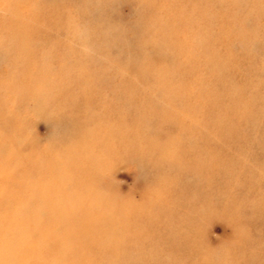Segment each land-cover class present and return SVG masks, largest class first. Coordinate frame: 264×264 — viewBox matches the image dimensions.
<instances>
[{"label":"rangeland","instance_id":"obj_1","mask_svg":"<svg viewBox=\"0 0 264 264\" xmlns=\"http://www.w3.org/2000/svg\"><path fill=\"white\" fill-rule=\"evenodd\" d=\"M17 3L24 7L17 15L19 21L40 27L39 34L27 37L25 43L30 49L34 48L35 54L46 53L47 61L51 58L48 79L61 86L76 81V72L60 66L69 53L51 51L55 45L69 44L83 60L88 61L90 70L97 71V74L110 68L113 78L125 74L137 79L140 74L134 68L127 69L128 73L116 70L108 61L110 59L119 58L118 64L124 63L126 57L134 60L133 64L144 58L154 64L171 59L168 53L164 55L163 44L147 39L148 33L139 34L138 21L142 14L139 0H0V14L7 13L5 8L10 10ZM253 5L250 0L242 4L236 0L231 12L236 19L246 10L254 11L248 22L259 45L256 52L259 61L255 62L246 55L245 44L233 42L234 56L242 61L233 76L240 84L248 83L245 86L247 105L243 106L247 108H240V118L233 121L231 111L224 113L235 130L220 140L217 148L213 147L217 145L215 136L201 133L203 135L199 137L197 132L185 134L182 125L169 120L159 124L155 121L137 124L142 132L138 134L131 116H125L121 123L116 120L122 115L115 111L118 106L114 105L111 91L97 92L108 104L104 112L92 105L73 110L77 104L71 98L62 97L64 90L60 88L61 97L51 99V103L46 99L38 103L36 93L29 89L36 82L33 70L32 74H24L27 67L24 69L21 64L27 58L26 63L29 60L34 67L40 59H36L32 51L22 53L17 43L11 44L3 39L2 35L9 33L11 25L10 19L3 20L0 32V112L5 116L0 117V133L10 132L6 126L14 127L12 129L17 134L12 143L23 151L20 165L25 171L23 174L14 173L13 179L32 183L41 175L48 181L44 191L25 190L28 194L24 211L27 222L30 223L35 201H70L74 195L83 199L75 193L85 182L91 187L86 198H90L91 192L96 205L103 208L99 211L98 207L92 212L96 219L89 220V213L73 210V219L51 226L69 238L66 242L71 247L74 245L75 252L83 253L86 249L93 258L88 260L89 264L99 263L94 260L109 256L105 249L119 254V264H264V102L255 100L264 92V13L256 12ZM215 7L223 10L220 5ZM25 11L40 17L42 23L29 18ZM107 27H111V37L120 29L125 32L127 42L132 45L128 53L112 52L117 48L123 51V43H118L116 49L107 52L109 54L103 51L102 31ZM74 28L76 36L66 39L67 34L75 32ZM212 30L218 32L220 28L215 25ZM53 54L54 57L48 56ZM205 73L203 79L214 74ZM11 80L31 84L26 85V93H21L24 95L19 101H12L15 94L9 89ZM21 88L23 86L19 83L18 89L23 91ZM229 88L222 87L225 92L222 102H228V96L234 95ZM155 94L157 102L163 106V91L156 90ZM177 103L181 105L185 101ZM217 104L204 105L207 113L204 119L208 121L209 116H213ZM121 105L129 107L126 103ZM143 107L147 109L145 104ZM140 108L142 110V106ZM57 109L63 111L64 119L58 118ZM202 127L205 126L198 130L204 131ZM88 132L91 134L84 137ZM83 137L82 145L91 144L85 150L89 151V164L85 167L92 184L83 179L85 173L78 163V156L83 153L68 152L73 146L80 149L79 144L74 143ZM197 138L207 146L206 149L202 148L205 146L191 148L192 144H198ZM124 139H128L127 144ZM197 148H202V152ZM99 149H103L101 157H97ZM0 153L13 158L9 143L0 147ZM213 156L217 161L214 160L209 167L203 166V169L185 163L188 157H202L209 161ZM32 167L36 171L40 168L34 177L28 173ZM123 205L129 208L128 215L123 210H110L111 206ZM50 217L51 213L45 211L38 220L45 223ZM72 232L77 235L69 236ZM104 263L109 264L110 260Z\"/></svg>","mask_w":264,"mask_h":264},{"label":"bare ground","instance_id":"obj_2","mask_svg":"<svg viewBox=\"0 0 264 264\" xmlns=\"http://www.w3.org/2000/svg\"><path fill=\"white\" fill-rule=\"evenodd\" d=\"M237 1L239 4H242V2L249 3V0ZM235 2L236 0H216V3L213 0H139L140 13L142 12L138 21L139 34L143 32L145 34L148 33L147 39L163 44L165 49L164 55L168 53L171 58L170 60L167 59L169 62L165 61L162 64H154L153 62H149L150 59L144 58V60H139L133 64L134 60L126 57L124 61L122 59L124 63L118 64L119 58H115V61L110 59L108 61L116 70L120 69L121 72L126 71L128 73L129 70L127 69L134 68L140 74L137 79L125 74H122L121 77L120 75H115L113 78L111 73H109L110 68L105 72L97 74V71L92 69L91 71L88 68V61L83 60L69 44L57 47L55 45L54 48L50 49L51 51L55 53L63 51L67 52V54L69 53L68 58H64L65 61L63 60L59 63L60 66L76 72V81L68 83L69 87L67 84L61 86L57 81L51 82L47 75L49 74L48 67L49 63H51V58H49L50 62L47 61L46 53L42 55L35 54L33 52L34 48L30 49V45L25 43L24 39L27 37L31 38L39 34L40 27L26 25L25 22L19 21L17 15L19 11L24 9L20 3H17L10 10L5 6L7 13L0 14V32L3 20L10 19L11 25L9 26V33L5 36L2 35L3 39L8 42L10 41L11 44L17 43L18 49L22 53L26 52L25 54H27L32 51L35 58L41 60L34 67L29 60L26 63L27 58L22 64L20 63L24 69L27 67L25 72H23L24 74H32L31 69L33 70L36 82L31 85L25 84L24 80H11L9 89L15 94V98L12 101H19L20 97L26 93L24 92L26 85H31L32 87H29V89H32V93H36L35 97H38V103L43 99L51 103L58 96L61 97V91L58 92L60 88V90H64L62 97L71 98L77 104L73 110H82L92 105L100 109L102 108L101 111L104 112V108L106 109L108 104L105 103L106 99H104L103 95L97 92L111 91L110 93L114 95V105L117 104L118 106V109L116 108L115 111L119 112L118 115H122V118H117L116 120L121 123L125 116H131L134 121L133 125L135 124L134 128L138 129V134L142 132H140L137 124L149 123V121H155V123L159 124L169 120L182 125L185 134L197 132L199 137L200 135L202 137L203 134L201 133H205L208 136L211 135L212 137L215 136L217 145L213 147L217 148L221 144L220 140L231 135L235 130L234 124L227 121L224 113L231 111V119L233 121V119L240 118V108H247L243 106L247 105L245 103V86L248 83L244 81L240 84L236 82L233 76L242 63L239 58L234 56L232 49L233 42L238 41L245 44L248 50L246 55L250 56L255 62L259 61L257 58L259 54L256 53L258 52L259 45L255 39V35L252 34L251 24L248 22V18L254 11H250L251 9L246 10L243 13L244 15H240L235 19L231 13ZM250 2L252 5L255 4L253 8L256 9V12L264 13V0H250ZM215 5H220L223 10L219 11ZM25 13L29 18L42 23L40 17L33 16L31 13L28 14L26 11ZM215 25H218L220 28L218 32L212 30V27ZM120 30H118L114 39V37H111V27L103 29L102 37L104 38V45L102 48L105 53L116 49L118 43H123V51L117 48L116 51L112 52L119 55L129 52V48L132 45L127 42L125 32ZM73 31H75L73 34L66 35V39L76 36L75 28ZM230 37L236 39H228ZM262 53L260 52V54ZM48 56L54 57V54ZM132 58L134 57L132 56ZM91 62L93 61L91 60ZM203 72H214V74L212 73V76L203 79ZM19 83L23 86L21 88L23 91L18 89ZM222 87L226 89L230 87L228 90H232L234 94L233 96H228V102H222L223 100H221L225 97ZM53 90L56 92L51 93ZM156 90L163 91L161 98L164 101L162 103L164 104L163 106L156 100L158 98L155 94ZM22 92H24L23 95H21ZM263 93L260 96L257 95L255 100L264 102L262 98L264 96ZM181 100H184L185 103L180 105L177 101ZM9 102L11 101L9 100ZM216 102H218V107L213 108L214 114L212 113L213 116L210 115L207 121L204 119L207 118L204 116L207 115L204 105L206 103L214 105ZM118 103H126L129 107L120 106ZM143 104L147 106V109H144ZM262 105L264 106V103ZM68 106L62 108L63 111H66ZM56 111L58 118L64 119L63 111L60 109ZM217 111L218 113H216ZM4 116L5 114L1 116L0 112V117L4 118ZM83 117L84 115H82ZM3 122L5 123V121ZM203 125L205 127L202 128H205V130L199 131V127ZM6 127L10 132L6 134L0 133V147L9 143L13 158L0 153V264H89L88 260L93 259L90 253L88 254L86 249L83 253L75 252L76 248L73 247L74 245L71 247L66 242L69 238L62 235L61 232L53 230L51 225L63 223L65 219H73V210H82L86 214L89 213V220L96 219L94 217L96 214L92 212L98 207L99 211L103 208L96 205L91 192L90 198H86L85 195L89 193L87 191L91 189L90 185L82 182L81 189L75 193L83 196V199L74 195L75 199L73 198L70 201L55 199H45L43 203L35 201L36 205L33 208L34 212L31 216L32 221L30 220V223H28L26 218H24L25 206L27 205L26 198L28 196L25 190L28 188L30 190L39 189V191H44L46 190L48 181L46 180V182L41 175H39L40 179L32 183L13 179L14 173L21 172L23 174L25 171L24 167L20 165L23 151L17 148L16 144L12 143L17 134L16 130L12 129L14 127ZM132 131L135 132L134 130ZM89 133L84 134V137L89 135ZM102 134L100 135L102 136ZM84 137L74 143L75 145L79 144L80 149L77 150L75 149L77 146H73L68 149V152L75 150L83 153V155L78 156V163L82 166L81 171L85 173L83 179L88 181L89 172H87L85 166L89 164V151L85 150L91 144L86 143L82 145L84 144ZM123 141L126 144L128 143V139H124ZM196 142L198 144H192V149H195V146H205L201 139H198ZM19 146L22 148L21 145ZM206 147L202 148L206 149ZM201 149L197 148L196 150H200L198 152L201 153ZM102 150L99 149L97 157L103 155ZM207 156L209 155L207 154ZM196 158L188 157L185 163L188 165L193 164L192 166L196 169H203L204 167H209V165L211 166L214 160L217 161L214 156L209 161L203 160L202 157ZM39 170L40 168L36 171L32 167L28 173L34 177L39 173ZM90 181L88 182L92 184ZM110 210L113 212H121L123 210L126 214L129 212L127 205L118 206V208L111 206ZM45 211L50 212L51 217L49 221L42 223L38 219L41 213ZM85 218L88 219L87 216ZM98 218L100 219L101 217ZM73 234L77 235V233L72 232L69 236ZM83 236L86 235L83 234ZM105 251H107L106 253L109 256L101 257V260H94L95 262L99 261V263L95 264H106L104 263L106 260H110L109 264H119V254H115L116 251L110 252L109 249H105Z\"/></svg>","mask_w":264,"mask_h":264}]
</instances>
